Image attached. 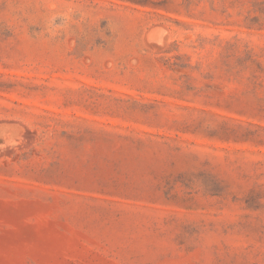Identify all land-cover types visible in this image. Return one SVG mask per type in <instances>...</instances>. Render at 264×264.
I'll use <instances>...</instances> for the list:
<instances>
[{"label": "rangeland", "instance_id": "1", "mask_svg": "<svg viewBox=\"0 0 264 264\" xmlns=\"http://www.w3.org/2000/svg\"><path fill=\"white\" fill-rule=\"evenodd\" d=\"M0 264H264V0H0Z\"/></svg>", "mask_w": 264, "mask_h": 264}, {"label": "bare ground", "instance_id": "2", "mask_svg": "<svg viewBox=\"0 0 264 264\" xmlns=\"http://www.w3.org/2000/svg\"><path fill=\"white\" fill-rule=\"evenodd\" d=\"M158 26V25H157ZM148 30V29H147ZM148 38V37H147ZM167 41V40H166ZM158 50V49H157Z\"/></svg>", "mask_w": 264, "mask_h": 264}]
</instances>
